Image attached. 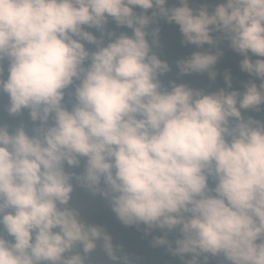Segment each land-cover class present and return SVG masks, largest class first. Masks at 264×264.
I'll list each match as a JSON object with an SVG mask.
<instances>
[{
    "label": "clouds",
    "instance_id": "obj_1",
    "mask_svg": "<svg viewBox=\"0 0 264 264\" xmlns=\"http://www.w3.org/2000/svg\"><path fill=\"white\" fill-rule=\"evenodd\" d=\"M190 2L0 0V93L9 115L27 109L34 124L32 134L0 125V264H97L98 248L102 264H130L102 226L70 206L73 179L106 198L123 225L161 230L153 246L183 264L221 255L264 264V122L242 115L264 111V0H222L211 13ZM158 16L197 47L223 32L259 83L241 92L226 72L227 87L212 92L164 86L170 65L146 38ZM110 19L132 34L108 31ZM222 54L195 51L179 72L215 80ZM81 158L82 172L66 170Z\"/></svg>",
    "mask_w": 264,
    "mask_h": 264
},
{
    "label": "trees",
    "instance_id": "obj_2",
    "mask_svg": "<svg viewBox=\"0 0 264 264\" xmlns=\"http://www.w3.org/2000/svg\"><path fill=\"white\" fill-rule=\"evenodd\" d=\"M179 0H168L167 7L178 5ZM222 0H191L190 6L193 8H199L203 5H207L209 13L213 12L217 4ZM137 13L142 12L140 8L134 9ZM153 9H149L147 15L151 16ZM108 31H114L116 35L121 32L132 34V29L125 26H117L115 21L109 20L106 26ZM159 29L156 36L152 35L154 29ZM92 31L99 36L100 33L94 29ZM148 36L146 37L152 46V51L161 59L166 61L170 65L169 72L160 76L164 86H170V81H176L177 83H185L192 88H202L205 92H212L222 87H227L225 83V73H230L232 77V88L244 91V83L249 80H256L255 77H251L248 73L241 71L240 62L244 58L242 54L237 53L230 47V41L226 38L225 34L220 31L210 33L215 39L214 45L204 44L201 47H197L191 43L184 41L183 34L181 33L177 24L168 23L167 20L158 16L155 20L149 24L147 28ZM114 39V37H111ZM110 38L105 36L104 43L106 44ZM155 41V43H154ZM85 46L89 50H95V45L85 43ZM220 50L223 54L220 56L217 64L214 66V70L217 73L216 79H210L208 73H191L187 75H181L177 62L188 58L195 51H211L216 52ZM255 60L257 57L252 56ZM5 72L4 76L7 77V61L4 62ZM259 83L258 80H256ZM65 102L69 108H71V98L66 95ZM10 103L7 93H0V125H7L10 131L23 125L29 134H32L34 127L33 122L30 119L29 110L24 109L20 114L9 115L7 108ZM242 115L247 119L249 116L259 119L264 122V111L256 112L252 109L242 110ZM39 121L36 122L38 124ZM51 123V121H50ZM84 158H81V166L78 168H68L67 171H73L80 173L83 171ZM74 190L79 194L82 199L83 207L87 214L91 217L95 225L102 226L104 229L113 231L117 236V242L115 246H119V255H127L130 264H183L181 259L171 254L168 251L167 246H153V239L157 236H162L163 232L159 229H155L149 233L145 232V226H125L123 225L115 213L112 211L108 200L100 194H93L90 190L80 186L75 179L72 181ZM210 185L214 186V182L209 179ZM103 186V184H102ZM179 235L178 231H173L168 234V239L174 241L176 236ZM190 258V256L188 257ZM111 264V262H109ZM209 264H230L226 261L223 255L219 257H212Z\"/></svg>",
    "mask_w": 264,
    "mask_h": 264
},
{
    "label": "rangeland",
    "instance_id": "obj_3",
    "mask_svg": "<svg viewBox=\"0 0 264 264\" xmlns=\"http://www.w3.org/2000/svg\"><path fill=\"white\" fill-rule=\"evenodd\" d=\"M70 206L79 209L80 213H81V217L90 224H94L91 217L87 214V212L85 211L84 207H83V202L81 197L79 196V194L73 189V193H72V199L70 200ZM113 238V244L115 245V243L117 242V236L116 234L109 230V229H105ZM76 250H80V249H76ZM92 258H94L97 262V264H102L103 261H105L107 259L105 253L103 252V250L101 249H97L95 253L92 254Z\"/></svg>",
    "mask_w": 264,
    "mask_h": 264
}]
</instances>
